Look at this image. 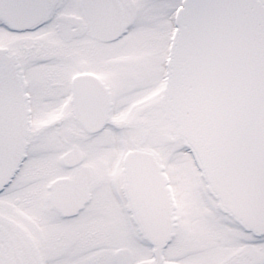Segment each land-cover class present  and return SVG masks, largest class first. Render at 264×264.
<instances>
[{
  "label": "snow or ice",
  "instance_id": "1",
  "mask_svg": "<svg viewBox=\"0 0 264 264\" xmlns=\"http://www.w3.org/2000/svg\"><path fill=\"white\" fill-rule=\"evenodd\" d=\"M0 264H264V0H0Z\"/></svg>",
  "mask_w": 264,
  "mask_h": 264
}]
</instances>
